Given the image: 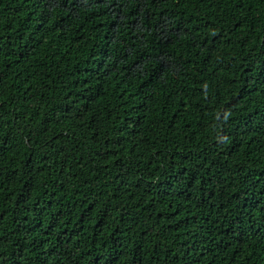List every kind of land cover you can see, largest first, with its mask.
<instances>
[{"label": "trees", "instance_id": "1", "mask_svg": "<svg viewBox=\"0 0 264 264\" xmlns=\"http://www.w3.org/2000/svg\"><path fill=\"white\" fill-rule=\"evenodd\" d=\"M0 264H264V0H0Z\"/></svg>", "mask_w": 264, "mask_h": 264}]
</instances>
